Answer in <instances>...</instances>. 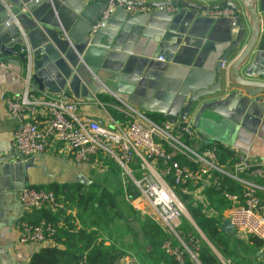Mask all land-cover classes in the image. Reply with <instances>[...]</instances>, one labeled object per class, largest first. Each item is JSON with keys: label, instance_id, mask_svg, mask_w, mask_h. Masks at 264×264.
<instances>
[{"label": "crops", "instance_id": "1", "mask_svg": "<svg viewBox=\"0 0 264 264\" xmlns=\"http://www.w3.org/2000/svg\"><path fill=\"white\" fill-rule=\"evenodd\" d=\"M96 1L0 0V19L3 15L9 17L7 22H0L2 41L8 47L16 43V51L24 54L22 59L12 54L0 55V154L8 153L12 147L18 154L12 143L18 118L7 114L3 97H17L27 83L34 95L42 91L66 92L78 98L81 103L77 112L103 125H109V118L125 122L122 109L126 105L154 121H177L184 98L200 87L195 81L200 76L212 77L216 55L236 32L232 13L225 7L214 11L227 10L229 14L215 16L209 14L213 10L189 15L187 10L178 12L173 7L127 12L118 4L102 19L105 10L100 13ZM187 1L208 6L221 0ZM233 3L241 22L246 24L242 6L235 0ZM94 25L96 31H89ZM248 32L246 28L247 36ZM15 33L18 37L9 39ZM81 39L86 40L81 43ZM72 43L77 45L76 48ZM221 68L220 81L226 80V83L227 66ZM32 75L37 77L43 89L31 85ZM238 90L241 100L236 112L206 110L202 113L203 118L221 126L218 134L207 139L228 148L233 154L264 161V127L258 124L257 116L248 108L242 89ZM236 102H229L228 108ZM186 117L192 121L190 114ZM32 119L42 124L41 106L35 108ZM200 130L196 128L198 137L189 142L194 148L208 144L199 139ZM25 159L15 156L0 170V247L7 253L1 255L5 264H28L33 252L52 244V240L39 244L17 241L18 220L35 222L45 213L54 212L49 208L25 211L19 202V191L27 186L49 183L81 184L79 175L85 177L86 170L91 167V162H76L69 149L58 142H50L44 152L32 157L30 166L21 167ZM110 180L107 176L103 183ZM186 198L190 205L199 203L209 216L220 213L222 220L227 217V208L218 211L214 206H208V210L203 207L200 202L207 198L203 191L186 194ZM62 214L73 215L74 209L63 210L57 218ZM139 221L137 214L135 218L128 217L125 223L118 222L117 225L123 226L117 231L116 238L143 243ZM228 236L230 249L235 246L234 237L244 249L239 255L244 258L240 264H258L264 258V243L255 251L246 236L235 232ZM183 241L187 243V240ZM235 254L233 251L229 257L236 259ZM195 258V264H201ZM126 260L127 256H124L116 264H124Z\"/></svg>", "mask_w": 264, "mask_h": 264}, {"label": "built area", "instance_id": "2", "mask_svg": "<svg viewBox=\"0 0 264 264\" xmlns=\"http://www.w3.org/2000/svg\"><path fill=\"white\" fill-rule=\"evenodd\" d=\"M112 7L109 2L102 19ZM124 9L129 12L142 8L126 6ZM229 13L221 10L209 14ZM3 101L7 114L18 118L12 143L23 158L38 155L50 142H58L69 149L78 163L88 162L97 153L112 159L120 174L130 179L138 192L139 199L133 202L132 198L128 199L130 205L138 213L151 214L153 217H149L166 233L161 248L175 264H195L198 244L192 235H188L186 243L176 232L186 212L182 196L203 191L207 186L218 188L224 179L234 181L241 188L238 192H229L225 186L221 187L222 196L230 203L227 217L234 232L264 243V205L257 196V190L264 191V161L233 154L234 160L228 157L219 163L214 147L189 145L198 137L190 118L154 121L126 105L122 109L125 122L109 118V125H103L77 112L81 103L78 98L66 92L42 91L34 95L28 83L17 97L4 96ZM37 106L43 111L41 125L32 119ZM179 159L186 160L190 166L181 164ZM140 198L146 207L139 204ZM19 202L25 211L34 208L55 211L64 207L63 200L57 199L52 191L30 186L19 191ZM200 203L208 210L207 198ZM59 224L44 218L35 222L18 220L17 241L39 244L51 240ZM221 258L222 263H229V259ZM78 264L86 263L82 259ZM124 264L138 263L133 256H127Z\"/></svg>", "mask_w": 264, "mask_h": 264}, {"label": "trees", "instance_id": "3", "mask_svg": "<svg viewBox=\"0 0 264 264\" xmlns=\"http://www.w3.org/2000/svg\"><path fill=\"white\" fill-rule=\"evenodd\" d=\"M201 147H214L219 163H224L228 157L234 160L232 151L215 141L202 144ZM179 161L190 166L184 159ZM222 186L229 192L241 189L237 183L226 179L218 188L205 187L203 192L207 195L209 206H214L218 211L230 205L221 194ZM30 187L52 191L57 199L63 200L64 207L55 210L53 214L45 213L44 219L59 221L60 224L52 236V244L33 252L28 264H78L82 259L86 264H115L124 256H133L138 264H175L161 248L166 233L148 216L139 221L143 243L137 244L135 239L124 242L120 237L116 238L117 231L123 226L117 223H125L128 217L139 215L128 201L137 190L135 192L129 186L123 188L121 185L108 189L101 180H93L88 185L49 183ZM257 196L264 205V191L257 190ZM186 207L192 220L223 257L231 256L233 249H230L229 236L217 229L222 220L220 213L214 217L209 216L199 203L187 204ZM67 208H73L74 214H62L58 219L56 215ZM188 225L189 222L183 220L176 228L182 240H187L188 235H194ZM246 240L255 251L263 245L261 240L253 236H246ZM238 244L240 241H237ZM195 254L201 264H219L200 242ZM258 264H264V258Z\"/></svg>", "mask_w": 264, "mask_h": 264}, {"label": "water", "instance_id": "4", "mask_svg": "<svg viewBox=\"0 0 264 264\" xmlns=\"http://www.w3.org/2000/svg\"><path fill=\"white\" fill-rule=\"evenodd\" d=\"M96 2L99 5L100 13L106 9L109 2L113 6H117L120 3L123 7L133 6L158 10L165 7H173L178 12L187 10L189 15L192 13L195 15L203 11H214L220 7L230 10L232 13V25L236 28V32L220 52H217L212 77L200 76V79L195 81L198 82L200 87L191 91L186 99L184 98L178 119L182 120L190 114L193 126L201 129L199 139L209 143L210 141H208L207 137L218 134L221 126L207 118H203L202 113L206 110L219 113L223 110L236 112V107L241 100L238 89H242L244 99H247L249 103L248 108H251V112L257 116L258 124L264 127V97H260V95H264V0H235L242 6L246 24L241 22L233 0H221L217 4L208 6L187 0H159L154 2L142 0H97ZM171 17L172 14L169 19ZM8 20V15H3L0 22H7ZM246 28L249 31L248 36L246 35ZM89 31L95 32L96 29L90 28ZM16 37H18V33L10 36L9 39L13 40ZM2 40L3 38L0 36V55L12 54L17 55L21 59L24 58V54L18 53L14 48L16 43H12L8 47L5 46V41ZM85 40L81 39V43H84ZM72 46L76 48L77 45L72 43ZM78 54L80 55L79 51ZM222 66H227V79L229 82L224 83L226 80L220 81ZM32 78L33 83L31 85H36L39 89H43L37 77L32 75ZM232 84L235 86L232 87ZM232 100H237L236 105L228 108L229 102ZM173 120L169 119L168 121L174 122ZM15 156L21 157L19 153H15L13 147L9 149L8 153L0 154V170L2 166L8 163V160ZM31 162L32 157L26 158L22 162L21 167L30 166ZM78 181L84 185L91 183V180L83 175H79ZM217 229L227 235L234 232L228 217L220 222ZM6 254L5 248L0 247V264H5L1 255Z\"/></svg>", "mask_w": 264, "mask_h": 264}, {"label": "rangeland", "instance_id": "5", "mask_svg": "<svg viewBox=\"0 0 264 264\" xmlns=\"http://www.w3.org/2000/svg\"><path fill=\"white\" fill-rule=\"evenodd\" d=\"M195 130H196V128H195ZM88 162H91V167L88 168L86 170V172H85V177L86 178H88L90 180H95V179L99 180V179H101V181L103 182V179H105L107 176H110L111 180L103 183L104 186H106L108 189H113V188L117 187L118 185H121L123 188H127V186H129L130 190H133V191L136 192V189L133 187L132 183L130 182V179H128L125 176L123 177L120 174V171L116 168L114 162L110 158H108L106 156H103L100 153H97L94 156L90 157ZM82 185H84V184H82ZM182 198L184 199L185 205L187 206V204L189 203V201H188L189 198H186V195L185 196L183 195ZM136 199H139L138 192H136L134 194V197L131 199V201L132 202L136 201ZM139 204L142 207H146L145 203L142 201L141 198L139 200ZM144 216L153 217L151 214H149L147 212L145 214H144V212H140L139 215H138V219L140 221H142L144 219ZM220 216L222 217V214H220ZM133 218H135V216H133ZM183 220L187 221V223L189 222L188 226L194 232V235L192 237L194 239H196L198 241V243L200 242V244L203 245L204 248L207 251H210L211 254L216 256V259H217L219 264H227V263H222V261H224V260L221 257H223V256L220 254V252L218 251L217 247L214 246L207 239V237L203 234V232L200 230V228L192 220V218L190 217L189 213L187 212V207H186L185 214L181 218V222ZM232 241L235 242V246L233 247V251L236 253L235 257H237V258L233 259L232 257H228L227 258V259H229V263L228 264H240V261L243 260L244 258H242L239 255H240L241 252L244 251V249H241L239 244L237 245V241H238L237 238H235V237L232 238ZM195 252H196V250H195ZM195 256H196V254H195ZM223 258H225V257H223ZM251 258H252V255H250V259ZM246 260L248 262L249 259H246ZM242 264H244V263H242ZM248 264H249V262H248Z\"/></svg>", "mask_w": 264, "mask_h": 264}]
</instances>
